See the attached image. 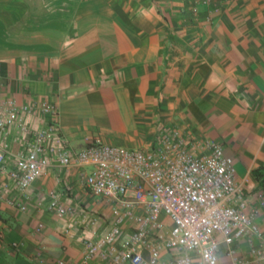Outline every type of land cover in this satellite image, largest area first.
I'll return each instance as SVG.
<instances>
[{
  "label": "crops",
  "instance_id": "crops-1",
  "mask_svg": "<svg viewBox=\"0 0 264 264\" xmlns=\"http://www.w3.org/2000/svg\"><path fill=\"white\" fill-rule=\"evenodd\" d=\"M192 5L0 0V103L55 104L60 135L75 151L96 137L125 149H149L162 130L174 128L201 144L217 142L234 161L249 209L256 207L251 172L264 165V0H214L196 14ZM51 120L41 113L25 117L33 130ZM6 140L9 168L26 151L27 137L12 127ZM45 158L44 173L24 195L8 194L24 211L0 201V253L17 243L16 252L27 258L40 252L48 263L81 264L88 232L77 225L64 233L72 218H56L48 195L56 192L78 210L98 208L102 201L84 187L91 167L60 171L53 155ZM258 212L264 240V210ZM106 216L102 229L110 212ZM239 248L247 249L245 239ZM217 264H231L223 246Z\"/></svg>",
  "mask_w": 264,
  "mask_h": 264
},
{
  "label": "built area",
  "instance_id": "built-area-1",
  "mask_svg": "<svg viewBox=\"0 0 264 264\" xmlns=\"http://www.w3.org/2000/svg\"><path fill=\"white\" fill-rule=\"evenodd\" d=\"M189 1L196 14L198 6H210L214 0ZM37 113L53 119L46 128L33 130L26 124L25 117ZM56 116V105L46 101L0 103V201L24 211L26 207L8 194L14 190L24 195L44 173L48 154L60 171L72 165L91 167L84 187L109 209L104 230L101 216L63 204L56 192L48 195V210L56 218H72L64 233L77 225L88 232L82 239L81 264H166L163 253L174 264H217L221 246L231 264H264L257 222L264 193L255 189L257 206L249 209V199L236 183L234 161L219 143L201 144L174 128L162 130L149 149H125L96 137L75 151L60 135ZM12 127L27 137V148L8 168L6 136ZM49 140L53 145L48 147ZM42 227L38 224L36 230ZM243 239L245 251L239 248ZM3 247L0 234V250ZM7 247L20 248L17 243ZM30 259L34 264H67L62 259L48 263L40 252Z\"/></svg>",
  "mask_w": 264,
  "mask_h": 264
},
{
  "label": "trees",
  "instance_id": "trees-1",
  "mask_svg": "<svg viewBox=\"0 0 264 264\" xmlns=\"http://www.w3.org/2000/svg\"><path fill=\"white\" fill-rule=\"evenodd\" d=\"M251 175L257 183V187L264 193V165L252 170ZM0 264H34L18 252L11 250L9 253H0Z\"/></svg>",
  "mask_w": 264,
  "mask_h": 264
},
{
  "label": "rangeland",
  "instance_id": "rangeland-1",
  "mask_svg": "<svg viewBox=\"0 0 264 264\" xmlns=\"http://www.w3.org/2000/svg\"><path fill=\"white\" fill-rule=\"evenodd\" d=\"M201 150H200V148H198L197 149V152H200ZM87 196H89V197H91V199H93V198H95V197H92L91 195H89L88 193H87ZM94 200V199H93ZM104 203H100V206L98 207V208H94V209H88V208H85L84 209V211L85 212H94L95 214H97V215H99V216H101L103 219H105V217H107L106 215L107 214H109V210H108V208L106 207V205L104 204ZM108 210V211H107ZM105 229V226H104V228L103 229H101V230H104Z\"/></svg>",
  "mask_w": 264,
  "mask_h": 264
}]
</instances>
